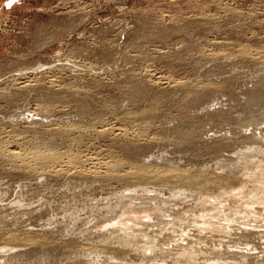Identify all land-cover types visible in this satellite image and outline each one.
Returning a JSON list of instances; mask_svg holds the SVG:
<instances>
[{
    "label": "rangeland",
    "instance_id": "rangeland-1",
    "mask_svg": "<svg viewBox=\"0 0 264 264\" xmlns=\"http://www.w3.org/2000/svg\"><path fill=\"white\" fill-rule=\"evenodd\" d=\"M8 2L0 0V147L7 155L18 153V159L0 158V254L30 252L31 246L17 245L39 236L50 247L36 249L20 264L29 259L39 264L46 256L55 264H179L173 255L162 263L153 255L142 260L141 254L130 250L111 252L119 233L100 239L107 223H97L122 204L121 210L130 212L118 216L137 224L123 228L146 233L162 242L164 251L174 253L178 245L192 242L188 248L196 247L205 258L227 251L264 258L260 218L253 227L242 226L247 220H241L233 230L215 219L216 224L206 230L192 225L194 231L188 229L190 236L183 240L169 225L156 226L157 216L166 215L168 209L200 223L210 221L203 212L197 216L192 210L212 207L217 200L225 201V210L248 209L241 203L243 196L220 188L216 191L220 197L214 198L208 189L197 195L201 186H218L215 178L229 176L233 164L245 168L242 180L264 196V167L256 168V159L243 162L236 153L208 149L218 146L217 138L225 132L238 133L249 121H259V128H264V0H19L11 7ZM249 93L258 101L250 104ZM219 109L228 114L223 122L214 117L212 123ZM153 111L159 113L154 117L158 122L144 118ZM185 121L188 134L182 128ZM250 128L248 134L257 127ZM177 130L188 135L186 145L176 144L181 135ZM232 138L236 142L228 143H237L240 149L241 137ZM46 150L61 156L47 168L48 162L42 164L36 154H47ZM167 160L208 170L207 182L196 186L194 195L193 190L179 192L172 186L137 182L128 174L142 162L163 165ZM226 163L229 167L220 168ZM27 165L33 169H24ZM108 173L119 177L108 181L112 179ZM132 195L139 199L129 201ZM258 208L264 213L263 205ZM237 227L259 232L260 237L252 239L258 250L246 251L252 246L237 244L241 241ZM2 237L13 239L14 248L3 247L8 240ZM95 242L110 251H90Z\"/></svg>",
    "mask_w": 264,
    "mask_h": 264
},
{
    "label": "bare ground",
    "instance_id": "bare-ground-1",
    "mask_svg": "<svg viewBox=\"0 0 264 264\" xmlns=\"http://www.w3.org/2000/svg\"><path fill=\"white\" fill-rule=\"evenodd\" d=\"M95 48V47H94ZM217 49V48H216ZM226 60V59H225ZM68 62V61H67ZM260 64V63H259ZM66 65H69V68L71 67V68H78V71H80V70H83V69H81L79 66H77V65H75V64H66ZM61 66V65H60ZM64 67V66H63ZM62 69V68H61ZM66 69V68H65ZM80 69V70H79ZM210 82V81H209ZM261 82H263V81H261ZM259 83V82H258ZM215 85V84H214ZM264 85V84H263ZM213 86V85H212ZM258 88V87H257ZM251 90V89H250ZM248 93V92H247ZM247 99H248V101H249V103L251 104V103H254V102H256V101H258L257 100V98H256V96L254 95V94H252V93H249V95H247V97H246ZM254 105V104H253ZM257 105V104H256ZM252 107V106H251ZM255 107V106H254ZM260 108V107H259ZM253 109V108H252ZM261 109V108H260ZM228 110V109H227ZM256 110V109H255ZM215 111V110H214ZM226 110H223V109H219L218 111H216V112H214L213 113V115H212V123H214L213 122V118L215 117V118H217V119H219L220 121H224V116H225V114L224 113H226V114H228V111L227 112H225ZM233 111V110H232ZM247 111V110H246ZM156 112L157 111H153V112H151V113H149V114H147V115H145L144 116V118H146V119H148V121L149 120H151V121H153L154 120V117H156ZM210 112V111H209ZM158 113V112H157ZM187 113V112H186ZM260 114H262V113H260ZM157 115H159V113L157 114ZM178 115V114H177ZM182 115V114H181ZM211 115V114H210ZM80 116V115H79ZM131 116V115H130ZM129 116V117H130ZM134 115L132 114V117H133ZM179 116V115H178ZM177 116V117H178ZM209 116V115H208ZM16 117V116H15ZM140 117V116H139ZM143 117V116H142ZM181 117V116H180ZM211 117V116H210ZM141 118V117H140ZM143 118V119H144ZM166 120H167V117H164ZM263 118V117H262ZM131 119V118H130ZM137 119V118H136ZM156 119H159V118H155V120L154 121H157ZM164 119V120H165ZM172 119V118H171ZM175 119H176V117H175ZM187 119H188V117H187ZM195 119V118H194ZM196 119H197V117H196ZM141 120V119H140ZM139 120V121H140ZM163 120V121H164ZM165 120V121H166ZM176 120H178V119H176ZM199 120V119H198ZM197 120V121H198ZM144 121V120H143ZM148 121H146V122H148ZM153 121V122H154ZM174 121V120H173ZM190 121V120H189ZM188 120H187V123L188 124H190V122H189ZM194 121V120H193ZM192 121V122H193ZM252 121V120H251ZM254 121H256V120H254ZM252 122V123H250V121H249V123H246V124H244V125H242L241 127V131L240 132H238V133H236V132H231V131H227V132H225L223 135H221L220 136V138H217V139H220V142H218L217 141V143H219L218 144V146H213V144H212V146H210L211 148H208L209 150H213V151H228L229 153L230 152H232V153H236V156H238V158H241V160L243 161V162H246V161H248L249 159H251V158H253V159H256V162H255V164L257 165V167L256 168H263L264 167V128L261 130V128H259V126H260V124L258 125V122ZM141 122V121H140ZM145 122V121H144ZM158 122V121H157ZM168 123H169V121H167ZM166 122V123H167ZM172 122V121H171ZM215 122L217 123V121H216V119H215ZM139 123V122H138ZM150 123V122H149ZM149 123H148V125H149ZM156 123V122H155ZM161 122H159V124H160ZM186 123V121H185V124H186V126L184 125V127H182L185 131H186V128H188V131H191V130H189V125ZM208 123H210V122H208ZM215 123V124H216ZM142 124V126H143V124L144 123H140V125ZM150 124H152V122L150 123ZM264 124V122H262L261 123V125H263ZM153 125V124H152ZM182 125V124H181ZM191 125V124H190ZM211 124H209V126H210ZM256 125V127L257 128H254L253 130H252V132H250L249 134L247 133V130H248V128H250L251 126H255ZM137 126H139V125H137ZM175 125H173V127H174ZM15 127V126H14ZM147 127V126H146ZM178 127V126H177ZM192 127V126H191ZM261 127V126H260ZM169 128H171V127H168V129ZM197 128V127H196ZM91 129V128H90ZM155 129V128H154ZM173 130H174V128H172ZM176 129V128H175ZM179 129V128H178ZM181 129V128H180ZM192 129H194V127H192ZM240 129V128H239ZM251 129V128H250ZM170 130V129H169ZM183 130V131H184ZM196 130V129H195ZM105 131H107V130H103V131H101V132H105ZM111 131V130H110ZM188 131H186V133L188 134ZM194 131V130H193ZM192 131V132H193ZM226 131V130H225ZM245 131V134H242L243 132ZM257 131H260V133L259 134H256V132ZM94 132V131H93ZM177 132H178V134H176L177 136L179 135V133L181 134L180 136H178V138H177V136H176V138H177V140L175 141L176 142V144H178V145H180V146H183V145H186V143H187V141H188V135L186 136V134H182L181 132H179L178 130H177ZM191 132V133H192ZM203 133H204V131H202ZM202 132H198V133H202ZM208 132V131H207ZM112 133V132H111ZM127 133V132H126ZM184 133V132H183ZM193 133H195V131L193 132ZM206 133V132H205ZM221 133V132H220ZM247 133V134H246ZM6 134V133H5ZM113 134V133H112ZM125 134V133H124ZM217 134V133H216ZM233 134L235 135V136H240L241 137V139H242V141L240 142V144L241 145H239L240 146V149H237V143H233V144H231V143H228V142H233L234 141V138H232L233 137ZM192 135V134H191ZM202 135V134H201ZM205 135H207V134H205ZM128 136V135H127ZM204 136V135H203ZM126 137V136H125ZM174 138V137H173ZM191 138H193V137H191ZM195 138H197V137H195ZM215 138V137H214ZM171 139V138H170ZM169 139V140H170ZM199 139V138H198ZM202 139V138H201ZM1 140V139H0ZM191 140H193V139H190V142H191ZM196 140V139H195ZM200 140V139H199ZM173 141H174V139H173ZM209 141V140H208ZM249 141V142H248ZM189 142V143H190ZM234 142H236V141H234ZM192 143V142H191ZM194 143V142H193ZM198 143V142H197ZM201 143V142H200ZM214 144H217V143H215V142H213ZM195 145V144H194ZM234 145L236 146V147H234ZM206 146V145H205ZM233 147H234V149H233ZM6 148V147H5ZM183 148V147H182ZM235 148H236V150L237 151H234L235 150ZM46 151H48V150H46ZM52 151H54V150H52ZM50 152V151H48V153L46 154V153H42V152H38V153H36L37 154V157H38V154L41 156V159L42 160H40L39 158H37L38 160H39V162L40 161H42L43 163L42 164H44L45 162H48V163H46L47 165H44V166H46V168H47V166L49 167V165H50V163H55V162H59L60 161V158H61V156L60 155H58V153H55V152ZM223 151V152H224ZM7 152V151H6ZM10 152V151H9ZM9 152H8V155L5 153V151H4V149L2 148V147H0V158H1V160L2 159H5L6 160V157H7V159L9 158V157H11L12 159L13 158H17L18 159V153L17 154H12V153H10V155H12V156H10L9 155ZM180 152V151H179ZM188 153V152H187ZM226 153V152H225ZM35 154V153H34ZM163 156V155H162ZM31 157H34L35 159H36V156H31ZM63 157V156H62ZM19 158H20V160H21V157L19 156ZM33 158V159H34ZM66 158V157H65ZM36 159V160H37ZM37 160V161H38ZM66 160H67V158H66ZM229 159H227V161H228ZM239 160V159H238ZM240 160V161H241ZM16 161V160H15ZM33 161V160H32ZM62 161V160H61ZM70 161V160H69ZM90 161H91V159H90ZM124 161V160H123ZM30 162H31V160H30ZM36 162V161H35ZM35 162H34V165H35V170H36V164H35ZM38 162V163H39ZM165 162V161H164ZM163 162V165L162 164H160V163H158V162H142V163H140V164H138V165H136V166H133V168H131V171L130 172H128V174H130L131 176H132V178L135 180V181H137V182H148V184H153V185H156V186H161L162 188H163V186H172V188H173V190L172 191H179V192H181V191H186L187 193L189 192H191L193 189L195 190L196 188L198 189V187H196V186H200V185H202V184H200L201 182H207L206 181V177L208 176V170H206V169H200V170H198V165L197 166H190V168H186V165H185V167L183 166H180L179 164H177V163H175L174 161H172V160H170V161H168L167 160V163L165 162L164 163ZM229 162V161H228ZM242 162V163H243ZM33 163V162H32ZM37 163V164H38ZM56 163V164H57ZM248 163V162H247ZM22 164V163H21ZM29 164V163H28ZM42 164H39V165H42ZM67 164V163H66ZM92 164H93V162H92ZM101 164V163H100ZM104 164V163H103ZM109 164V163H108ZM222 164V163H221ZM227 165H223V166H220V168H223V167H229V164L230 163H226ZM244 164V163H243ZM24 165V164H23ZM68 165H70L69 163H68ZM96 166L98 165V164H95ZM219 165V164H218ZM242 165V164H241ZM252 165V164H251ZM103 166H105V165H103ZM240 165L238 164V166H236L235 164H233V167H235V169H233V170H228L227 171V174L229 175V176H227L226 174V176L227 177H224V178H220V180H218L217 178L218 177H216L215 179L219 182V184H217L218 186H205L204 185V187H200L201 188V190L199 191H196L197 192V195H198V197H200L201 195L200 194H204L203 192H201L202 191V189L203 190H209L207 193H209L210 195H212V196H214V198H215V196H217V195H219L218 193H216V191L220 188V189H222L223 191H225V192H230V193H233L234 192V194H235V196L237 195V196H239V197H241V196H243V199H244V201L242 200V202L239 200V202H241L242 204H244L245 205V207L246 208H248V209H246V210H243V211H240V210H238V209H231V210H225V209H223V206H224V202L222 201V200H217L216 202L217 203H214L213 204V206L212 207H201V206H197V207H201V209H197L196 211H194L195 209H193L192 211L193 212H195L196 213V215H197V213L199 214V212L201 213V212H203L204 214H203V216H204V218L205 219H207V220H209L210 222H207V221H201V223L199 222V221H195V220H192V219H190V217H187V216H182V215H176V211H173V213L172 214H170L171 212L169 211V209L168 210H166V212H167V214L166 215H163V216H157L158 217V219L160 218V220H158L159 221V223L156 225V226H159V225H162V224H165V226L166 225H169L170 226V230H172L173 231V234H180L181 236H179L181 239H182V237H184L185 235H187L188 237L190 236L189 235V233H190V230H188V229H193V228H190L192 225H194L195 227H197V228H200L201 230H206L208 227H213L214 226V224H216V223H213L212 222V220H217V223H219V224H221V225H223V227L225 226L227 229H232L236 224H238V222L239 221H241V220H247L245 223L244 222H242V223H244L243 225L241 224V223H239L240 225H242V226H247V227H253V226H251L252 224H254V225H257L258 224V220L257 219H261V221H264V213L262 212L263 210L262 209H259L258 208V206H261V205H263L264 206V196L263 195H260V193H258L257 191H256V189H250L249 188V186H248V182H246V181H244V180H242V178H241V176H240V173L243 171V170H245V168H243V167H239ZM246 166V165H245ZM22 167V166H21ZM61 167V166H60ZM72 167V166H71ZM106 167V166H105ZM112 167V166H111ZM197 167V168H196ZM250 167H252V166H250ZM255 167V166H254ZM92 168V167H91ZM106 168H108V167H106ZM218 168V167H217ZM249 168V167H248ZM248 168H247V171H248ZM24 169H28V170H31V169H33L32 168V166H29V165H27V166H24ZM76 169V168H75ZM74 169V170H75ZM252 169H254V168H252ZM219 170V169H218ZM224 170V169H223ZM62 171V170H61ZM92 171V170H91ZM107 171V170H106ZM219 171H221V172H223L221 169L219 170ZM218 171V172H219ZM225 171V170H224ZM52 172V171H51ZM79 172V171H78ZM95 172V171H94ZM93 172V173H94ZM98 172H99V170H98ZM103 172H105V171H103ZM107 172H109V171H107ZM107 172L105 173V175L107 174ZM218 172H216V173H218ZM9 173V172H8ZM44 173V172H43ZM56 173V172H55ZM76 173V172H75ZM89 174H90V172H88ZM87 173V174H88ZM96 173V172H95ZM94 173V174H95ZM119 173V172H118ZM215 173V172H214ZM225 173V172H224ZM52 174V173H51ZM58 174V172L56 173V175ZM78 174H80V173H78ZM100 174H101V172H100ZM100 174L98 175V176H100ZM127 174V173H126ZM210 174V173H209ZM223 174V173H222ZM17 175V174H16ZM59 175V174H58ZM57 175V176H58ZM68 175V174H67ZM83 175H86L85 173L83 174ZM91 175V174H90ZM90 175H87V176H90ZM116 176L114 177V174H109L108 173V175H107V177L109 178H111L112 177V179H107L108 181H111V180H113V177L114 178H118L119 176H117V174H115ZM120 175V174H119ZM211 175H212V173H211ZM216 175V174H215ZM264 175V174H263ZM262 175V176H263ZM60 176V175H59ZM79 176V175H78ZM97 176V175H96ZM121 176H123V175H121ZM210 176V175H209ZM214 176V175H213ZM221 176V175H220ZM219 176V177H220ZM55 177V176H54ZM80 177V176H79ZM101 177H103V176H101ZM104 177H106V176H104ZM106 177V178H107ZM124 177V176H123ZM129 177V176H128ZM64 178V177H63ZM90 178V177H89ZM93 178V177H92ZM130 178V177H129ZM95 179H96V177H95ZM97 179H98V177H97ZM105 179V178H104ZM103 179V180H104ZM132 179V180H133ZM209 179H210V177H209ZM212 179V178H211ZM59 180V179H58ZM116 180V179H115ZM91 181V180H90ZM102 181V180H101ZM106 181V180H105ZM150 181V182H149ZM221 181V182H220ZM262 181V180H261ZM52 182V181H51ZM133 182V181H132ZM136 182V185H140V184H138ZM153 182V183H152ZM196 182L198 183V184H196ZM213 182V181H212ZM211 182V183H212ZM130 183V182H129ZM209 183V182H208ZM217 183V182H216ZM216 183L214 182V185H216ZM128 184V183H127ZM144 184V183H143ZM206 184V183H205ZM210 184V183H209ZM264 184V183H263ZM207 185V184H206ZM143 186V185H142ZM25 187V186H24ZM136 187V186H135ZM161 187H159V188H161ZM168 188V187H167ZM150 189V188H149ZM148 190V189H147ZM193 190V194L194 193H196L195 191ZM24 191V190H23ZM145 191V190H144ZM149 191V190H148ZM220 191V190H219ZM82 192V191H81ZM178 192V193H179ZM199 192V193H198ZM174 193V192H173ZM177 193V194H178ZM205 193H206V191H205ZM208 194V195H209ZM147 195V194H146ZM171 195V194H170ZM187 195V194H186ZM192 195V194H191ZM194 195H196V194H194ZM193 195V196H194ZM200 195V196H199ZM195 197V196H194ZM218 197V196H217ZM219 197H220V195H219ZM126 198V197H125ZM197 198V197H196ZM238 198V197H237ZM137 199H139L137 196H135V195H132L130 198H129V201L130 200H137ZM154 200V199H153ZM193 200V199H192ZM227 201H228V199H227ZM112 202V201H111ZM229 203L231 202L230 200L228 201ZM159 205L160 204H162L163 203V200H159ZM168 202H165L164 204H167ZM128 204V203H127ZM232 204V203H231ZM234 204V203H233ZM204 205V204H203ZM116 206V205H115ZM42 207V206H41ZM121 207H122V204H119L118 206H117V208H116V210L115 209H113V210H111V211H109L110 213H111V216L107 219V220H105V221H101V222H98L97 224H105V223H107V225L104 227V229H105V231L106 232H103L101 235H102V237L100 238V239H103V240H107L110 236H112V235H114V234H117L118 235V233H119V235L117 236V237H115L114 239H115V241L112 243V245H113V247L111 248V252H115L114 254H116V253H118V252H122V251H132V252H137V253H139V254H141L142 256H143V258H141L142 260H145L144 258L145 257H148V255L151 257L152 255L155 257V259L156 258H159L160 260H161V262L162 261H164V259L165 258H167V257H169V256H171V255H173V257L175 256V258H176V256H177V259H175L174 261H175V263H179V264H261L262 262H264V258H262L261 260H258L257 259V257H254V256H251V255H248V254H245V253H235V252H231V253H228L229 251H227V252H224V253H221V252H214V253H212V256L211 257H207V258H205L204 256L202 257L201 256V252H200V250H198L196 247H189V248H191V249H189L188 248V246H190V244H194V243H192V242H188L187 244H188V246L187 245H185V246H187V247H183V245L182 246H180V245H178V247H177V250L173 253L172 251H169V250H167V251H164L162 248H161V243H160V241H154V238H151V237H149V235H147L146 233H141L140 235H137L136 234V231H134L133 229H125V228H123V227H125L126 225H135L136 224V222H134V221H132V220H127V219H122L120 216H118V214L119 213H122L121 215H124V213L126 214V213H129L130 212V209L128 210V211H122L121 210ZM139 207H141V206H139ZM146 207V206H145ZM150 207V206H149ZM196 207V206H195ZM38 208V207H37ZM133 208H135V207H133ZM144 208V207H143ZM167 208V207H166ZM31 209V208H30ZM118 209V210H117ZM107 210V209H106ZM141 210H142V207H141ZM40 211V210H39ZM134 211V210H133ZM165 211V210H164ZM189 211V210H188ZM108 212V211H107ZM132 212V211H131ZM190 212V211H189ZM188 212V213H189ZM206 212V213H205ZM55 213V212H54ZM181 214V213H180ZM191 215H192V213H190ZM109 215V214H108ZM190 215V216H191ZM70 216H72V215H70ZM189 216V215H188ZM198 216V215H197ZM171 218L170 220H162V218ZM194 217H196V216H194ZM257 220V221H256ZM260 221V220H259ZM254 222H256V223H254ZM53 224V223H52ZM96 225V224H95ZM137 225V224H136ZM239 225V226H240ZM109 226H111L112 228H109ZM97 227V226H96ZM131 227V226H130ZM100 228V227H99ZM102 228V227H101ZM120 229L121 231H123L122 232V234L120 233V230H118V229ZM254 228H259V227H254ZM261 228V227H260ZM262 228H264V227H262ZM123 229V230H122ZM125 229V230H124ZM165 229V228H164ZM169 229V228H168ZM230 229V230H231ZM234 229H235V227H234ZM186 230V231H185ZM199 230V229H198ZM233 230V229H232ZM237 230H240L241 231V235H239L240 233H237L238 235H239V238H240V240L241 241H238V243L237 244H239V242H241L243 245H245L246 247H250V246H252V247H250L251 249H246V248H244L246 251H252V250H258V248H257V245H253V244H255L253 241H252V239L254 238V237H256V236H258L259 235V232L258 233H256V232H253V231H251V230H248V229H241V228H238L237 227ZM5 231V230H4ZM182 231H185L184 233L182 232ZM193 231H194V229H193ZM192 230H191V232H193ZM236 231V230H235ZM8 232V231H7ZM135 232V233H134ZM196 232H198V231H196ZM160 233V232H159ZM199 233V232H198ZM202 233V232H201ZM236 234V233H235ZM2 235V234H1ZM8 235V234H7ZM16 235V234H15ZM29 235V234H28ZM27 235V236H28ZM4 237L6 236V235H3ZM19 236V235H18ZM187 236H185V237H187ZM178 237V236H177ZM258 237H260V236H258ZM16 238H17V235H16ZM20 238V237H19ZM146 238H147V240H146ZM42 239H44V241H45V238H41V237H37V236H34V237H28V238H25V239H23V241H21V242H23V243H19V245H17V246H19L20 247V245L21 246H23L24 245V247L25 246H27V248L29 247V246H31L32 247V249H31V251L30 252H22V253H18V254H16V255H13V257H11L12 255H8V256H6V255H4V253H1L0 254V259H4L5 261H4V263L2 262L1 264H20L21 263V259H26L27 258V256H28V254H33L34 252H36L37 250L36 249H38V248H44L45 249V247H47V246H49L50 247V245H49V243H47L46 241V243L42 240ZM111 239V238H110ZM113 239V238H112ZM144 239H145V241H144ZM1 240H8V241H6V242H2L3 244H4V246L3 247H5L6 249H8L9 248V245L11 246V248L14 246V240L13 239H11V238H3L2 237V239ZM48 240V239H47ZM93 240V239H92ZM109 240V239H108ZM183 240V239H182ZM20 241V240H19ZM99 241V240H98ZM185 241V240H184ZM186 241H187V239H186ZM101 242V241H100ZM107 242V241H106ZM110 242V241H109ZM112 242V241H111ZM235 242H237V241H235ZM96 244L95 245H92L91 246V248H90V251L91 250H93L94 249V253H95V251H97V253H101L102 254V252L104 251V252H106V251H110V249L108 250L107 248V250L106 249H104L103 247L104 246H97V242H95ZM108 243V242H107ZM107 243H105V245L107 244ZM207 243V242H206ZM2 244V245H3ZM51 244V243H50ZM109 244L110 243H108L107 244V246H109ZM117 245V247L119 248V250H118V248L117 247H114L115 245ZM234 244V243H233ZM236 244V245H237ZM1 245V246H2ZM13 245V246H12ZM168 245V244H167ZM171 245V244H170ZM241 246V244H240V246L241 247H244V246ZM111 246V245H110ZM177 246V245H176ZM234 246V245H233ZM8 247V248H7ZM16 247V246H15ZM75 247V246H74ZM232 247V246H231ZM14 248V247H13ZM17 248V247H16ZM109 248V247H108ZM116 248V249H115ZM21 249V248H20ZM44 249H42V250H44ZM176 249V248H175ZM174 249V250H175ZM214 249V248H213ZM242 249V248H241ZM243 249V250H244ZM173 250V251H174ZM202 250V249H201ZM227 249H225V251H226ZM3 252H4V250H2ZM11 251V250H10ZM22 251V250H21ZM25 251V250H24ZM45 251V250H44ZM48 250H46V252H47ZM87 251H88V249H87ZM46 252H44V253H46ZM93 252V251H92ZM91 252V253H92ZM158 252V253H157ZM40 253V251L38 252V254ZM43 252H41V254H42ZM173 253V254H172ZM36 254V253H35ZM107 254H111L110 252L109 253H107ZM113 254V253H112ZM125 254V253H124ZM2 255V256H1ZM163 255H165V256H163ZM4 256V257H3ZM95 256H97V255H95ZM113 256V255H112ZM167 256V257H166ZM16 257H17V260H16ZM47 258H48V256H46ZM20 258V259H19ZM45 258V257H44ZM43 259V260H40V261H38L39 262V264H55V262H54V260H51L50 258H48V259ZM98 258V257H97ZM149 258V257H148ZM170 258V257H169ZM168 258V259H169ZM186 259V260H182V259ZM170 259H172V258H170ZM146 260H147V258H146ZM145 260V261H146ZM255 260H258L257 262H255ZM28 261H30L28 264H33L34 262L33 261H31L30 259L28 260ZM173 261V262H174ZM95 262V261H94ZM165 262V261H164ZM163 263V262H162ZM102 264V263H101ZM164 264V263H163ZM165 264H167V262L165 263Z\"/></svg>",
    "mask_w": 264,
    "mask_h": 264
},
{
    "label": "snow or ice",
    "instance_id": "snow-or-ice-1",
    "mask_svg": "<svg viewBox=\"0 0 264 264\" xmlns=\"http://www.w3.org/2000/svg\"><path fill=\"white\" fill-rule=\"evenodd\" d=\"M19 0H9L8 6L11 7L13 3H18Z\"/></svg>",
    "mask_w": 264,
    "mask_h": 264
}]
</instances>
